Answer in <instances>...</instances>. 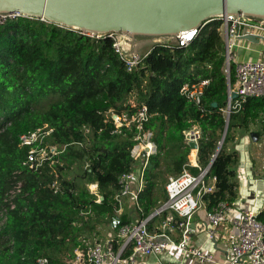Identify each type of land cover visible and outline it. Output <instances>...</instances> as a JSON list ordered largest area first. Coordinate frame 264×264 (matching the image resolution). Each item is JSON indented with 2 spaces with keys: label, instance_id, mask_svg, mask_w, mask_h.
Masks as SVG:
<instances>
[{
  "label": "trees",
  "instance_id": "1",
  "mask_svg": "<svg viewBox=\"0 0 264 264\" xmlns=\"http://www.w3.org/2000/svg\"><path fill=\"white\" fill-rule=\"evenodd\" d=\"M222 29L223 22L214 19L187 47L155 44L128 72L111 38L26 17L0 25V264H38L41 258L67 264L83 246L82 238H93L100 225L118 215L120 177L137 166L132 149L140 132L135 126L117 128L113 114L133 116L142 105L149 111L141 134H152L157 153L148 161L138 194V221L164 206L171 178L185 168L200 173L188 166L192 148L184 132L193 125L202 132L198 165L208 168L228 118ZM201 80L210 83L199 106L181 89ZM236 82L231 62L232 89ZM255 125L264 131V97H249L230 115L222 150L206 175V183L215 180L213 192L203 197L207 210L236 201L240 154L230 143L238 131L250 132ZM39 129L53 130L45 146H56L58 154L34 170L27 163L30 148L20 137ZM92 184L98 185L100 202L89 189ZM166 217L150 220L149 230ZM258 220L264 224V211Z\"/></svg>",
  "mask_w": 264,
  "mask_h": 264
},
{
  "label": "built area",
  "instance_id": "2",
  "mask_svg": "<svg viewBox=\"0 0 264 264\" xmlns=\"http://www.w3.org/2000/svg\"><path fill=\"white\" fill-rule=\"evenodd\" d=\"M20 17L17 14L0 13V25L8 20ZM223 22V36L226 49V73L234 62V48L236 42L243 40L247 36H257L259 40H264V21H257L244 17L229 15L217 18ZM199 29L185 31L174 39H159L156 44L169 45L171 43L178 47H187L197 37ZM90 37L111 38L113 48L125 64L128 72H132L145 59L147 54L141 55L128 51L127 48L131 39L122 33L110 32L102 35H90ZM237 82L229 92L228 106L224 114L230 117L231 114L241 108V104L249 97H264V52L257 61H246L236 66ZM209 80H201L194 84H186L181 89V94L196 105H201L205 87ZM237 94V101L232 98V93ZM112 118L117 126H135L140 132L136 137V144L132 149V157L137 161L135 170L120 177L122 190L115 199L120 207L126 198L138 201V194L143 188L144 173L148 166V161L152 155L157 153V148L151 140L150 132L142 133L144 124L149 120V111L146 105L139 106L133 116L124 114L119 116L113 114ZM53 130L39 129L35 132L23 134L20 142L23 147H29L27 163L31 169H38L46 160L51 159V155L58 154L56 146H45V139L49 137ZM185 141L188 145L196 143L202 138V132L198 125L184 132ZM141 163L139 174H136L138 164ZM188 166H191L190 164ZM200 173L192 174L188 169L175 178H171L166 186L168 199L160 209L155 211L156 216L166 213L163 220V231L155 232L149 230L148 221L140 220L123 223L119 215L110 222V227L116 232V237L98 242L95 236L91 239L82 238V247L75 251V257L67 264H137L139 256H161L164 253L178 252L185 258H193L202 262H214V254L204 247H196L190 237L189 220L201 208H206L203 197L213 192L214 184L206 183L207 169ZM138 173V172H137ZM215 181V180H214ZM138 183V188L137 187ZM91 193L98 196L97 202L102 199L99 196L98 185L92 184L89 187ZM20 190L17 187V192ZM12 192V194H15ZM14 207V206H12ZM119 207V209H120ZM231 204L221 202L211 211L206 209L208 228L207 241H214L219 235L220 228L229 221ZM119 212V210H118ZM117 212V214H118ZM256 204H252L241 211V213L229 222L237 228V236L234 238L227 254L224 264H264V224L258 220ZM176 219H183L177 227L181 232V238L175 240L166 233V228L173 225ZM38 264H51L47 258L38 260Z\"/></svg>",
  "mask_w": 264,
  "mask_h": 264
},
{
  "label": "water",
  "instance_id": "3",
  "mask_svg": "<svg viewBox=\"0 0 264 264\" xmlns=\"http://www.w3.org/2000/svg\"><path fill=\"white\" fill-rule=\"evenodd\" d=\"M0 13L42 20L88 36L115 32L131 40L174 39L219 17L242 14L264 21V0H0ZM244 39L259 40L252 35ZM227 79L230 92V68ZM237 97L233 92L232 98ZM228 126L229 117L208 173L222 150ZM252 138L257 141V134H252ZM190 147L198 149V144L191 143ZM155 216L154 212L150 219Z\"/></svg>",
  "mask_w": 264,
  "mask_h": 264
},
{
  "label": "crops",
  "instance_id": "4",
  "mask_svg": "<svg viewBox=\"0 0 264 264\" xmlns=\"http://www.w3.org/2000/svg\"><path fill=\"white\" fill-rule=\"evenodd\" d=\"M132 43L134 44L133 47L135 52L145 55L149 53L152 47L156 44V40L151 38H137L135 40H132ZM146 45H150L151 49L149 48L146 52H143L142 49L145 48ZM263 52V39L257 41H249L245 39L239 40L238 42H236V46L234 48V63L237 66L246 61H257L261 58V54ZM254 133L257 134V141H254L252 138V134ZM233 142L235 143L234 146H236V150L239 152V154L241 153L240 161L242 160L241 164H243L245 163V161L240 149H248L249 146L250 150H256L257 148L264 145V131H262L258 125L252 126L248 134L240 130L235 134ZM243 152H246V150ZM189 159L190 165L192 167H199L198 149H191ZM139 168H141L140 162L138 164L136 174H139ZM240 168L241 169H238L237 171L238 184H240L238 188V196L236 198V201L231 204L232 210L229 215V221L234 217H237L242 210L252 204H256V211L258 212V214L264 211V179L261 180L258 178H252L254 174L250 167L243 168L242 165H240ZM214 182V180H211L209 184L213 185ZM138 186L139 185L137 183L136 189L138 188ZM118 215L123 218L125 217L129 222L137 221L138 213L136 210V202L131 198H126L119 209ZM206 215V208H201L190 218V220L192 221L190 222L189 220L190 237L192 243L196 247L202 246L206 250L214 254V262H202L193 258H185L180 253L174 252L164 253L163 255L158 257L139 256L137 257V264H224L227 259L228 250L234 238L237 236V228L228 221V223L224 227L220 228L219 235L216 240L212 242L207 241L208 220ZM150 216L148 218L149 221L156 218L155 216L150 219ZM165 230L171 238L175 240H179L181 238L180 230L174 225H170ZM162 231L163 219L154 221L152 232L155 233ZM95 235L96 241L105 242L108 239L116 237V232L112 230L110 224H103L98 227V231ZM98 236L102 238L99 239Z\"/></svg>",
  "mask_w": 264,
  "mask_h": 264
},
{
  "label": "rangeland",
  "instance_id": "5",
  "mask_svg": "<svg viewBox=\"0 0 264 264\" xmlns=\"http://www.w3.org/2000/svg\"><path fill=\"white\" fill-rule=\"evenodd\" d=\"M155 40H156V43H157V40H159V39H155ZM133 45L134 44L132 43V40H131V42L129 43V46L127 47L129 49L128 51H131V53L135 52ZM149 48H150V45H146L145 48H143L142 50H143V52L144 51L146 52L147 49H149ZM135 53H137V52H135ZM141 55H143V54H141ZM242 132L248 134V132H245V131H242ZM230 145H231L230 147L232 149L236 150V146H234L235 145L234 142L230 143ZM240 150H241V152L243 154V158H244V161H245L246 164L245 163L241 164V162H242V160H241L239 165H238V167H237V171H238V169H241L240 165H242L243 168H246V167L249 168L250 167L252 169V171H253V174H254L253 176H255V177H253L251 175L252 178H258V179L263 180L264 179V145H262L261 147L257 148L256 150L255 149L250 150L249 146H248V149H243L242 148ZM245 150H246V152H243ZM242 171H243V169H242ZM237 182H238V177H237ZM238 185L240 186V184H238ZM138 218L140 219V216H138ZM100 238H102V237H99V239Z\"/></svg>",
  "mask_w": 264,
  "mask_h": 264
}]
</instances>
